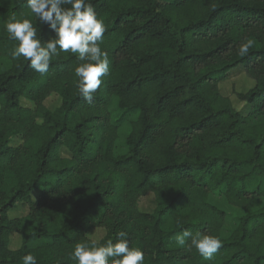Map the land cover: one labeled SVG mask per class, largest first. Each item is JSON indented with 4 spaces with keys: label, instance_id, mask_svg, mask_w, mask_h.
I'll use <instances>...</instances> for the list:
<instances>
[{
    "label": "trees",
    "instance_id": "16d2710c",
    "mask_svg": "<svg viewBox=\"0 0 264 264\" xmlns=\"http://www.w3.org/2000/svg\"><path fill=\"white\" fill-rule=\"evenodd\" d=\"M90 3L106 26L110 71L88 102L78 54L59 52L45 74L11 57L18 41L4 26L13 16L32 20L42 41L55 33L26 0H0V264L29 253L37 264H76L75 246L97 226L104 245L127 232L143 264H264V0ZM247 39L254 46L242 57ZM238 66L252 81L233 92L239 109L219 88ZM52 94L60 103L50 109ZM216 190L247 211L226 237L227 213L209 201ZM19 203L28 213L10 217ZM184 230L222 246L204 260L190 239L176 244Z\"/></svg>",
    "mask_w": 264,
    "mask_h": 264
},
{
    "label": "clouds",
    "instance_id": "9594fccd",
    "mask_svg": "<svg viewBox=\"0 0 264 264\" xmlns=\"http://www.w3.org/2000/svg\"><path fill=\"white\" fill-rule=\"evenodd\" d=\"M26 3L35 17L41 23H47L55 35L42 41L32 20L13 16L4 26L9 39L18 41L11 57L17 59L23 56L30 62L31 68L45 74L59 52L78 54V59L83 61L75 68L79 94L91 102L102 84L101 78L110 71L108 55L100 46L106 32L104 21L98 18L90 0H26ZM253 46L252 39L242 42L238 47L239 55H247ZM127 236V232L121 231L117 233L115 243L109 239L106 245L95 239L90 243H78L71 259L76 264H109L110 259L112 264H143L144 252L138 247H130ZM189 239L190 247H194L204 260H211L222 246V241L210 234L194 235L184 230L175 236L176 244L182 247ZM22 259L23 264H37L36 257L31 253Z\"/></svg>",
    "mask_w": 264,
    "mask_h": 264
},
{
    "label": "rangeland",
    "instance_id": "374dc122",
    "mask_svg": "<svg viewBox=\"0 0 264 264\" xmlns=\"http://www.w3.org/2000/svg\"><path fill=\"white\" fill-rule=\"evenodd\" d=\"M7 61L8 58L0 56V66H4ZM251 86H252V81L249 80L244 75L241 66H238L233 70H231L228 75V79L219 84L221 93L229 96L232 100L234 107L237 109H239L242 106V104L238 102L233 92L246 91ZM21 103L26 106H31V103L26 99H21ZM59 103H60V98L54 94L48 96L44 101V105L50 109H53L54 107L58 106ZM20 142L21 141L18 138L15 139L14 144L17 145ZM62 152L65 155L67 154V151L64 149H62ZM36 196L37 193H33V198H35ZM209 201L212 204L216 205L217 207L225 210L227 213V216L222 224L220 231L221 236L226 237L235 228L238 217L247 211H245V209H238L230 206L229 203L226 201L225 197L218 190L212 191L209 194ZM254 204L250 207L248 206V208L252 210L259 207L258 204L255 205ZM138 208L144 212L151 211L153 209V196L151 194H147L141 197L138 201ZM27 213H28L27 205L19 203L10 211L9 214L10 217L13 218V217L24 216ZM104 232L105 230L102 226H97L90 231L89 237L91 239L99 240L103 236ZM18 244H19V237L15 233H11V243H10L11 247L15 248L18 246Z\"/></svg>",
    "mask_w": 264,
    "mask_h": 264
}]
</instances>
